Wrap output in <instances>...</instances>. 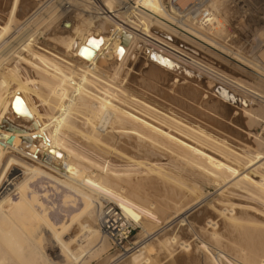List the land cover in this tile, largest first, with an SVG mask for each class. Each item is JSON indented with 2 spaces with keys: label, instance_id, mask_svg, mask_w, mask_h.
Here are the masks:
<instances>
[{
  "label": "bare ground",
  "instance_id": "6f19581e",
  "mask_svg": "<svg viewBox=\"0 0 264 264\" xmlns=\"http://www.w3.org/2000/svg\"><path fill=\"white\" fill-rule=\"evenodd\" d=\"M37 1L0 0V47L6 49L4 52L0 50V264H31L36 259V253L42 249H38L39 241L35 240L37 237L33 238L30 231L35 224L50 231L62 255L77 262L82 245L77 240L78 248L71 247L75 237L63 240L62 231L76 223L82 233L95 235L97 230L91 226L90 216L105 200L112 201L120 210L122 208L116 201L125 202L126 209L121 211L126 220L130 219L132 211L143 218L148 217L150 227L167 222L165 219L177 211L171 202L182 197L189 198L193 193L202 194L195 183H186L185 173L182 172L186 170L192 176L191 181L200 178L216 184L225 192L227 188L238 190L245 199L264 205V150L258 149L255 155H251L246 150L249 146L245 141H234L238 146L233 147L224 140L222 133L216 132L215 127L227 129L236 103L231 102L226 93L225 97L224 92L215 94L206 91V79L180 64H191L215 78L216 72L207 64L182 55L173 45L177 39H184L205 50L214 48L218 53L209 51L224 62L242 71H254L258 75L256 78L264 80V68L260 63L229 53L227 48L199 29L214 18L213 12L200 22L194 20L192 15L188 21H192L191 25L184 23V26L180 21L174 25L170 19L159 15L161 4L154 8L150 3H161V0H105V6L95 8L92 17L69 6L71 9H65V18L57 22L53 29L49 27L47 30L45 27V33L40 35L41 40L31 37L33 33L22 38L24 40L18 45L15 43L20 38L7 43L10 41L9 37L4 38L7 30L17 21L21 22V26L30 21L34 15L33 5ZM114 1L118 4L116 8L112 6ZM186 1L189 0L170 2L171 12H181L180 8L185 6ZM206 1L207 5H204L212 11L219 4L216 0H204L203 3ZM120 7L124 8L117 11ZM119 13L143 23L145 29L150 31L149 35L144 33L146 37L141 36L143 33H135L132 26L129 28L121 24L122 21L117 18ZM220 26L217 19L215 25L206 30L217 32ZM133 34L160 50L150 47L140 48V51L139 47L134 49L131 57L136 59V67L133 66L135 69L132 72L129 68L131 84H127L126 67L122 70L124 74L119 83L113 84L111 77L117 76L123 63V53L128 49L126 44L131 37L135 39ZM136 52H140L139 57ZM262 57L264 49L257 54L258 61ZM220 77L227 79L222 75ZM239 85L237 82L233 87ZM230 109L233 115L230 114L228 118ZM235 121L238 122L237 118ZM54 128L60 136L53 132ZM212 129L215 131L212 132ZM249 133H243L246 139L257 146L264 144V141H258L255 135ZM72 135H76L77 140L82 137L86 145L84 141H79L84 147L88 144L91 148H97L96 151H102V156L99 153L102 158L105 152V159L99 157V161L93 154L67 142V137ZM107 154L112 155H109L110 158L113 155L120 158L128 168L117 167L121 164L110 162ZM169 164L178 166L180 172L166 166ZM123 177L129 181V188L123 183ZM43 182L59 192L56 195L61 193L62 201L70 197L74 201L72 209L69 212L65 210V217L38 204L40 200H36L35 196L40 192L35 186ZM134 191L144 198L136 197ZM198 196L200 199L201 196ZM195 198L190 197L188 204L197 202ZM156 200L159 202L157 205ZM214 203L212 207L208 204V208L205 205L208 211L194 213H197L195 221L201 222L199 231L202 233L196 234L198 241L194 244L206 254L198 255L192 242L177 240L172 235L156 243L161 241L167 246L174 243L171 247L179 251L171 257L167 253H163L165 256L159 255L168 256V264H237L232 255L225 254V250L213 251L215 247L211 250L207 245L210 240L216 245L220 242L218 236L222 229L229 236L227 239L239 246L230 244V249L233 248L236 251L234 255L243 259L240 260L244 262L242 264H264V221L255 216L248 217V212L242 216L240 211H251L262 216L264 212L249 201L236 203L219 199ZM213 216H217L218 220H214ZM143 246L129 252L117 264H154L149 253L152 245ZM157 256L154 255L158 260Z\"/></svg>",
  "mask_w": 264,
  "mask_h": 264
},
{
  "label": "rangeland",
  "instance_id": "374dc122",
  "mask_svg": "<svg viewBox=\"0 0 264 264\" xmlns=\"http://www.w3.org/2000/svg\"><path fill=\"white\" fill-rule=\"evenodd\" d=\"M103 1H105V0H70V1L69 0H66V1L65 0H38L33 5V8H32V12H34V15H33L32 19L30 21L26 22L25 24L23 23L22 26H21V22L17 21L15 23V25H13V27H10L7 30L6 34L4 35V38L7 39L9 37L8 40H10V41L7 42V43H10V42L12 43V41L14 42V41H16V40H18L20 38L15 43L16 45H18L19 43H22L21 41H23L26 38V36H28V35L30 36V34L34 33L33 35H31V37H34V38L35 37H37V38L39 37V40H41L40 35H43V33H45L46 29L47 30L53 29L55 24H57V22L63 20L65 18V16H66L65 11L68 10V9H71L70 7L73 6L72 7L73 10L81 11V13L83 12V14L84 13L85 14L88 13V14H90L89 16L92 17V15H94L93 11L95 10V8L97 9V7L105 6ZM192 1L193 0L186 1L183 5H187L188 3L192 2ZM196 1L201 4L200 6H202V4H203V6L207 5V1L205 3H203L204 0L203 1L200 0V2H199V0H196ZM170 2H172V1L171 0H161V3H159L158 1H151L150 3H151V5L154 6V8H157L156 5L158 6L159 4H161V8L162 9L159 10L160 11L159 15L161 17L164 16L163 18H165L167 20L170 19L169 21L170 22L172 21V23L174 25H176V24L178 25V21H180L181 24L185 23V24L191 25L192 21L188 22L189 21V17H190L191 14L190 15H189V13L188 14H186V13L184 14V12L178 13V14H174L173 12H171ZM217 2H219V4ZM114 3H113L114 5H112V6L114 8H116V6L118 7V4L115 1H114ZM216 3L218 4L217 5L218 7L216 6V8H218V9L215 8L216 12H217V13L215 12V14H214L215 9H214V11H212L208 6H206L210 10L209 14L211 12H213V17L214 18H212L209 22L208 21L205 22L202 25L203 27L200 26L199 29L201 31H204L203 33L207 34V36L209 38H212L218 44H220V45L224 46L225 48H227V51H230L229 53L232 54V52H233V54H239L242 58H245L246 60L251 61V62L253 61L256 64L260 63V66L262 68H264V57H262L259 61H258V58H257V54L261 51V49H264V0H216ZM67 7H69V8H67ZM83 7H85L86 9L83 8ZM120 9H122V8H119L117 11H120ZM50 12H51V14H50ZM161 12H163V13H161ZM181 14L184 17L181 16ZM217 14L219 15V17L222 20H220L219 17H217L218 16ZM166 15L168 16V18L166 17ZM215 15H217L216 18L220 21L222 27L220 26V28L217 29V32H215V31L214 32H209L206 29H207V27H210L213 24L215 25V21L217 20L215 18ZM50 16H52V17H50ZM117 18H118V20L120 22L122 21L121 24H123V25L125 24L129 28L132 26L133 28L132 27L131 28L133 30L135 29L134 30L135 33H137V34L140 33V35L143 33L141 36H145L144 33L149 35L150 31H147L145 29L146 26L144 27L143 23H139V21H137L135 19L126 17L124 15V13L123 14L119 13ZM171 18L174 19V20H172ZM47 19H48V21H47ZM93 19L94 18H92V20ZM123 20H124L125 23L123 22ZM46 21L49 22V23H47ZM221 21L223 22V24H222ZM37 22H39V23H37ZM210 23H211V25H210ZM144 24L147 25L146 23H144ZM185 24H184V26H185ZM192 26H194V25H192ZM195 26H196V24H195ZM45 27H46V29H45ZM90 27L93 29V25L90 24ZM205 31H207V32H205ZM29 32H31V33H29ZM215 33H216V37H215ZM133 36L135 37V39L133 37H131V40H129L127 42L128 44H126L128 49L125 50V53H123L124 55H123V61L122 62L125 63V64L121 63V65H120L121 67L119 66L120 69H118L117 74H116L117 76L113 75V77H111V79L112 78L113 79L110 80V81L113 84L114 83L115 84L119 83V79L121 78L122 74H124L122 72V70L125 69V67H126V69H128V72H127V75H126V79L128 80L127 84H131L130 83L131 76L129 74H132V73H130L129 68H130V70L132 72V70L135 69L133 66L136 67V59H134L135 60L134 61L132 59V57H133L132 55L135 53V50H136L137 47H139V51L141 50L140 48H146V47H150L152 49L155 48V50H160V49H157L153 44H151L147 40L141 38V36L135 35V34H133ZM22 38H24V39L22 40ZM130 41H133L134 43L133 42L130 43ZM176 41H177L178 44L176 42H174V43L172 42V43H173V45L177 46L176 49L179 50L182 55H189L193 59H195L198 63H202V64H205V65L207 64L208 66L211 67V69H213L216 72V76L217 77L216 78H215V76L211 77L212 75H207V73H204L203 71L197 69L195 66H191V64H188V63H185V62L182 63V61L179 60V63L180 62L182 63L180 65H183V67H187V68L189 67L188 69L191 70L192 72H195V73L197 72L198 75L200 74L199 76H201V78L203 80L206 79L207 83H206V80H205L206 86H204L206 91H208V92L213 91L215 94H217L218 92H222V93L224 92L225 97H226V94H227V98L229 97L230 98L229 100L230 101L232 100L231 102H233L234 104L236 103V106H234V108H233L234 115L232 113V109L229 110V113H228L229 115L227 114L228 118H229L230 114H231V116L233 115V117L229 118L230 119V123L228 124V127L230 126L233 129L228 128L227 126H226L227 129H221V128L215 127V129H217L216 132L222 133L223 136L225 137L224 140H226L228 143H230V145H232L233 147H235L237 145L236 142L234 143V141H237V140L238 141H245V143L249 146V147L246 148V150L247 151L249 150L251 155L252 154L255 155L256 151H258V149H260L261 151L264 150V144H260L261 146L260 145L257 146L255 143L251 142L250 140L246 139V137H245L250 132L249 134L250 135H252V134L255 135L256 138L258 139V141L259 140L260 141H264V80H262V78L261 79L258 78V77L256 78V76H258V75H256V73L254 71H251V73H250V71H246L247 69H244L245 71H242L241 69L230 65L228 62H224V60L222 58L220 59V57H217V56H215L213 54V52L218 53V51L216 49H214V48L209 47V50L213 51V52H210L209 50H205V49L199 48L196 44H194L193 42L191 43L188 40H184V39L178 40L177 39ZM15 44H14V46H15ZM129 44H131V46ZM192 44H194V45L192 46ZM14 46L12 48H14ZM0 50H1V52H4L6 49H5L4 46H2V47H0ZM139 53L140 52H138L136 54L137 57L140 56V55H138ZM132 61H133V63H132ZM1 63H3V62H1ZM127 65H129V66H127ZM130 65H131L132 68L130 67ZM238 69L241 70L242 72L239 71ZM218 74L224 76V78L227 77V79L225 78L226 80H224ZM252 74H254V75H252ZM218 76L220 77V79L218 78ZM228 78L231 79L232 81L229 80ZM253 78H254V80H253ZM221 80H224V81H221ZM235 80H236V83L239 82V84H240L239 87L240 88L238 86H237V88L233 87L236 84L234 82ZM225 81H228V82L225 83ZM229 81L233 82L235 84L230 83ZM208 83H210V84L208 85ZM230 84H231V86H230ZM238 104H239V106H238ZM239 107L241 109H239ZM235 110L237 112H235ZM255 115H256V117H255ZM235 116H237V117H235ZM233 118L235 120L237 118L238 122H236ZM235 122H236V124H234ZM233 125H235V126H233ZM51 127L53 129V123L51 124ZM235 128H237V129H235ZM205 129H207V128H205ZM242 129H245L243 133H245V132L247 133L245 136L242 133ZM56 130L57 129L53 130V132L55 133ZM214 131L215 130L212 129V132H214ZM57 132H59V131L57 130ZM56 135L60 136L61 134L57 133ZM74 137H75V139H73ZM82 139L83 138L80 137V139L77 140V136L76 135L75 136L72 135L70 138L67 137L66 140L70 144H73V145H75L77 147H80L81 149L86 151V153H90V155L93 154V157H95V158L98 157L97 159L99 161H101L100 158H102L101 157L102 156V154H101L102 151L100 152V150L98 149L99 150V152H98V151H96L97 148H95V147H94L95 149L93 147L91 148V146H89L88 144L86 146L87 148L84 147L86 145L85 144L86 142H85L84 139L83 140ZM222 139H223V137H222ZM75 140H77V141H75ZM79 140H81V142L84 141L83 142L84 146ZM88 146L90 148H88ZM92 149L95 150L96 154H94L95 152H93ZM97 153L98 154L100 153L101 156H100V154L98 155ZM126 153L129 154V152H126ZM105 154L106 153L104 152L102 159H105V156H104ZM107 155H108V158L110 159V162L111 161H112V163L116 162L117 165L121 164V166H117V167H122L123 169H125V168L127 169L128 168L127 165L122 164L124 162H123V160H120V158L115 157L114 155H113V157L110 158V156H112V155H110V154H107ZM115 158H117V159H115ZM113 159H115V160H113ZM119 162H121V163H119ZM166 166H168L171 169L174 168L173 171L179 169L178 166L175 167V165H174V167H172L170 164L166 165ZM175 172H180V170L175 171ZM182 172L185 173L184 176L186 177V179H184V177H183V179L186 181V183H188V184H194L195 183L194 185L197 187V189L202 191L201 195H199V192H198V193L191 194L190 197L191 198H195L196 196L199 195V196H201V198L198 199L196 197L198 200L194 204H192L193 202H189V204H188V201L190 199L189 196H188L189 198L186 197L184 199V197H182V198H179L180 200L171 202V205L177 211H176L175 214L169 215V217H167V219H165L167 222L160 224L161 227H160V225L153 226V227L151 226L150 227L151 222H149L148 217H144L143 218L142 216H139L138 214H136V213L131 211L130 212L131 216H129V218L131 220L128 219V221L132 224V226H134V229L132 230V234H131L130 239H131V241H134L135 243L133 245H131V246H133V248L131 250H129L128 252H126L125 254H122L118 250H114L113 248L110 247L108 239L106 238V236H104L102 231L99 229L98 218H97V213H96L97 211L95 209V212L93 211L91 213V216H90L91 226L93 227V229L97 230L95 235H92V236L91 235H87L85 232H83L84 233L83 234L77 228V224L76 223H73L72 225L68 226L66 229H64L62 231L61 237H62L63 240H67V239H70L72 237H75V238H73L75 241L73 240V242L70 244L71 247H73V248L77 247L78 248V246L76 244L78 242H80V244L82 245V248H80L79 251H81V249H82V251L85 250L83 252L81 251L80 256H79V260L77 262H73L71 259L66 258L64 256V254L62 255V253L60 251V248H59V244L54 240V238H53L52 234L50 233V231L47 232V231L44 230L42 225L35 224L34 227L30 231H31V234H32L34 239L37 237L35 240L40 242V243L38 242V245H39L38 249L39 250L42 249V251L36 253V259H34V261L31 264H117L119 262V260L122 261V259L125 258L124 256L129 254V252H132V251L138 249L140 246L141 247L143 245L147 246L148 244L152 245V248L149 250L150 251L149 253H150V257H152V259H153V263L154 264H157V263L158 264H168L169 263V261H168L169 257H171L172 255L176 254L179 251V249L178 248L173 249V247H171L172 245H174V243H170V245H169L170 247H169V246H167L168 244H163V243H161V241L159 242L160 245L158 243H156V242H158V240H162L164 238H169L172 235H174V236H176L177 240L178 239H182V240H185V241H188V242L190 241V243L192 242L191 243L192 247L193 246L195 247L194 243H196L198 241L197 238H196L197 237L196 234H198V235L202 234L199 231L200 230L199 225L201 224V222L197 223L195 221V215L197 213L204 212V210H206L209 205L211 206V204H212V206H213L214 201L216 202L219 199L220 200L221 199H223V200L227 199L229 201L236 202V203L237 202H239V203L242 202L243 203V202H246V201L248 202L249 201L250 204H251V202H252V205L254 203V206L256 208L258 207L259 210L264 212V205H262V203L254 202V201L249 200V199H245V197L242 196L241 192H239L238 190L237 191L236 190L231 191V189L227 188L228 190L225 189V190H227L225 192L224 190H221V188L219 186L218 187L220 189H218L216 184L213 185V183H210V182L207 183V181H205L203 179L201 180L200 178L198 180H196V181H191L190 177H192V176L187 174L188 173L187 170H186L187 173L185 171H182ZM123 183L125 184V186L127 188L130 187L129 186V181H127V179L124 178L123 179ZM41 185H43V187ZM41 185L38 184L37 186H35L40 192V193H36V196H35L36 200H38V201L40 200L39 203L38 202L37 203L39 205H41L42 207L44 206L43 208L46 207L45 208L46 210L50 209L51 211H54V213L56 212L57 215L60 212V214L63 217H65L66 216L65 210L67 212H69L70 209H72L71 205L74 202V201H72V198L71 197L70 198H66L65 200L62 201V198L60 196L61 193L56 195V193H59V192H55L54 188L52 186H50V184H47V183L44 184V182H43ZM63 190L64 189H62V191ZM228 191L230 193H228ZM134 193L136 194V197L144 198L139 193H137L135 191H134ZM218 193H220V194H218ZM41 195H42V197H41ZM196 198H195V200H196ZM58 200L60 202H58ZM67 200L69 202H67ZM195 200H193V201H195ZM41 201L42 202L44 201V202L42 203ZM104 202H109V203L115 205L112 201H109V200H105L102 203H104ZM116 202L121 206V208H122L121 210H125L126 209L125 208V202H120L118 200ZM155 202H156V205L159 203L157 200ZM255 203H257V204H255ZM205 205L207 206V208H206ZM214 205L216 206L215 203H214ZM178 207H179V209H178ZM201 207H202V209H201ZM58 210H60V211H58ZM198 210L199 211L201 210V211L198 212ZM206 211H208V209ZM195 212H197V213L194 214ZM246 212H248V214ZM240 213H241V215L243 214L242 216L247 214L248 217H254L255 216L254 218H258L259 220L264 221V219H262V217H264V216L255 214V213H253L251 211L243 212V210H242V211H240ZM213 218H214V220H218L217 216H213ZM192 219H194L193 220L194 222L192 221ZM189 221H190L191 224L188 223ZM57 227H58V225H57ZM196 229H197V231H196ZM79 231H80L81 234L78 233ZM219 233L220 234H219L218 238L220 239L219 240L220 242L217 245H216L215 242H212L211 240L209 242L206 239L208 241L207 245L209 246V249L211 247V250H212L213 247H215V249H213V251H217L218 249L219 250L222 249L221 251L225 250L224 251V252H226L225 254L226 255H232L231 258L233 259V261H236L237 264L238 263L239 264L240 263L241 264L244 263V262H240V260L243 261V259H241L239 257V255H236V256L234 255V253H236V251H233L234 250L233 248L230 249L231 248L230 244H233L232 243L233 240L231 241L230 239H227L229 236L222 229L219 230ZM76 235H77V237H76ZM221 236H224V238L223 237L220 238ZM78 237H79V239H78ZM80 237H82V238H80ZM216 237H217V235H216ZM187 238H188V240H187ZM222 239H224V240H222ZM77 240H79V241L77 242ZM228 241H230V242H228ZM153 244H155V245H153ZM211 244H215V245L211 246ZM235 244H233V245H235ZM2 246L4 247V245H2ZM216 246H219V247H216ZM220 246H221V248H220ZM236 246H237V244H236ZM237 247H239V246H237ZM226 248H227V250H226ZM152 249H154V250H152ZM167 249H169V250L167 251ZM162 250H165L166 252H164V251L162 252ZM229 250L230 251L232 250L233 252L232 251L230 252ZM190 251H193V250H190ZM194 251L196 253H198V255L199 254L201 255L204 252L202 250H198V248H196ZM151 252L152 253L154 252L153 255H152ZM163 253L164 254L165 253L169 254V257L168 256L161 257L160 255H164ZM204 254H206V252L203 253V255ZM154 255L155 256H157V255L159 256V257L157 256V258H159L158 259L159 261L157 259H155ZM233 257L234 258L237 257L236 259H238L239 262H238V260L234 259ZM115 258H117V259L115 260ZM164 258H166V259H164ZM223 262H224V259H223Z\"/></svg>",
  "mask_w": 264,
  "mask_h": 264
},
{
  "label": "built area",
  "instance_id": "2783aa9c",
  "mask_svg": "<svg viewBox=\"0 0 264 264\" xmlns=\"http://www.w3.org/2000/svg\"><path fill=\"white\" fill-rule=\"evenodd\" d=\"M180 11L178 13H191L190 17L194 15L193 19L200 22L202 18L207 17L210 10L206 6H200V3L193 0L180 8ZM97 218L99 229L108 239L111 248L118 250L122 254H125L133 248L131 245L135 242L131 241L130 237L134 226L125 219L122 211L117 206L109 202L102 203L97 210Z\"/></svg>",
  "mask_w": 264,
  "mask_h": 264
}]
</instances>
